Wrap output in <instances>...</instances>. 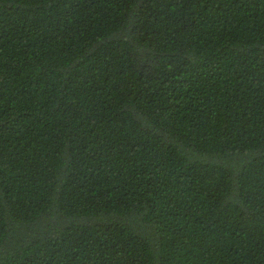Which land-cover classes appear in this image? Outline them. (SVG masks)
<instances>
[{"label": "trees", "instance_id": "16d2710c", "mask_svg": "<svg viewBox=\"0 0 264 264\" xmlns=\"http://www.w3.org/2000/svg\"><path fill=\"white\" fill-rule=\"evenodd\" d=\"M0 264H264V0H0Z\"/></svg>", "mask_w": 264, "mask_h": 264}]
</instances>
